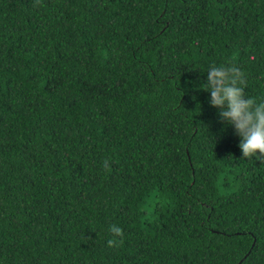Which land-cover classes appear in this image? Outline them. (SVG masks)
Here are the masks:
<instances>
[{"label": "trees", "instance_id": "1", "mask_svg": "<svg viewBox=\"0 0 264 264\" xmlns=\"http://www.w3.org/2000/svg\"><path fill=\"white\" fill-rule=\"evenodd\" d=\"M229 63L264 97V0H0V264H264Z\"/></svg>", "mask_w": 264, "mask_h": 264}, {"label": "clouds", "instance_id": "2", "mask_svg": "<svg viewBox=\"0 0 264 264\" xmlns=\"http://www.w3.org/2000/svg\"><path fill=\"white\" fill-rule=\"evenodd\" d=\"M206 72L203 88L209 92V103L218 109L224 126H231L239 137L241 157H264V97L247 93L245 71L235 63L210 64ZM110 231L122 233L116 224Z\"/></svg>", "mask_w": 264, "mask_h": 264}]
</instances>
